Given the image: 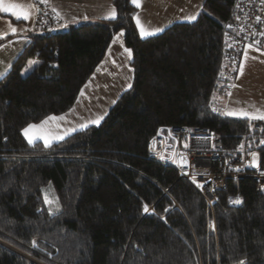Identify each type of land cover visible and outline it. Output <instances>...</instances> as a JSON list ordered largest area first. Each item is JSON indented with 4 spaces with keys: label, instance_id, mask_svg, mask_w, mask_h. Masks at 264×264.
<instances>
[{
    "label": "trees",
    "instance_id": "trees-1",
    "mask_svg": "<svg viewBox=\"0 0 264 264\" xmlns=\"http://www.w3.org/2000/svg\"><path fill=\"white\" fill-rule=\"evenodd\" d=\"M236 1L204 0L194 22L146 39L132 0H113L115 19L65 34L38 25L0 80V264H264V196L252 181H227L211 213L148 151L157 137L171 144L172 128L218 135L222 151L235 150L253 125L264 133V121L215 106L230 86L219 73ZM117 33L131 50L130 89L99 125L48 147L29 144L22 131L72 109ZM29 61L35 65L21 77ZM259 134L249 150L263 154ZM49 186L53 206L43 196ZM237 197L241 203L229 202Z\"/></svg>",
    "mask_w": 264,
    "mask_h": 264
},
{
    "label": "crops",
    "instance_id": "crops-1",
    "mask_svg": "<svg viewBox=\"0 0 264 264\" xmlns=\"http://www.w3.org/2000/svg\"><path fill=\"white\" fill-rule=\"evenodd\" d=\"M203 2L204 0H139V7L132 2L136 10L133 21L139 37L141 39L154 37L176 23L194 22ZM13 5L27 8L30 18L17 19L11 13L0 10V37H2L0 38V74H2L0 80L10 72L13 63L25 49L28 37L37 33L38 22L41 21V8L43 11L48 10L52 17L61 21V28L113 20L103 18L114 9L113 0H3L2 7ZM193 16H195L194 20L189 19ZM134 17L138 18L146 35L141 36L137 19ZM12 28L17 30L14 34L11 33ZM125 49L127 48L123 34H115L108 44L102 61L82 87L74 106L61 115L65 117V124H55V129L51 132L53 137L64 139L77 131L99 125L117 99L130 89L133 72L130 67L131 58ZM34 65V61H29L25 71L29 72ZM48 121H57V119ZM24 139L29 143L26 137ZM63 139L53 138L49 145ZM35 142L45 145L43 141H33Z\"/></svg>",
    "mask_w": 264,
    "mask_h": 264
},
{
    "label": "built area",
    "instance_id": "built-area-1",
    "mask_svg": "<svg viewBox=\"0 0 264 264\" xmlns=\"http://www.w3.org/2000/svg\"><path fill=\"white\" fill-rule=\"evenodd\" d=\"M41 21L44 30L61 29L62 22L50 16L48 10L41 8ZM223 67L219 73L222 81H234L237 68L246 47H252L264 54V0H237L234 16L224 33ZM253 134L241 138L240 145L231 151H222L220 137L209 132L188 133L182 128L168 130L172 141L168 144L163 137L151 140L149 154L155 160L171 165L178 177L189 183L203 198L207 208L213 213L218 205L217 193L224 190L231 180L239 186V181L250 180L257 194L264 196V153L258 149L249 150L248 139L257 135L254 141L264 146V133L258 125H253ZM189 139L190 149L182 150L181 141ZM194 145V146H193ZM194 147V148H193ZM255 154L258 167H250ZM239 169V171H237ZM209 232H214V220L208 222Z\"/></svg>",
    "mask_w": 264,
    "mask_h": 264
},
{
    "label": "rangeland",
    "instance_id": "rangeland-1",
    "mask_svg": "<svg viewBox=\"0 0 264 264\" xmlns=\"http://www.w3.org/2000/svg\"><path fill=\"white\" fill-rule=\"evenodd\" d=\"M26 68V67H25ZM241 68L243 69L241 71ZM29 73V72H28ZM25 69L21 73V77L28 75ZM215 106L221 110L223 114L232 118L249 119L241 115L242 112H248L256 114L264 113V54L252 47H246L243 51L241 61L239 62L236 77L230 84L227 92L224 95L217 96L215 99ZM228 113H235V115H229ZM57 121H47L43 125V130L30 129L28 135L33 138V141H43V139L37 138L43 134V132H53L55 124L64 125L65 117L60 116ZM249 120H264V119H249ZM56 122V123H55ZM41 125L38 124L37 126ZM26 129V128H25ZM70 133V132H69ZM24 137V131H22ZM27 138V137H26ZM28 139V138H27ZM188 138L182 141V150L190 149ZM194 146V145H193ZM194 148V147H193ZM253 160V158H252ZM257 162V158H256ZM253 163V161H252ZM258 163V162H257ZM51 186L43 191V196L48 198L49 192H51ZM53 198L48 200L50 206L55 205ZM57 210V208H56ZM55 209L49 210L51 214L55 213ZM35 244V242H34ZM15 253H18L14 251ZM19 254V253H18ZM21 255V254H20ZM24 258H27L24 255ZM29 259V258H27Z\"/></svg>",
    "mask_w": 264,
    "mask_h": 264
},
{
    "label": "snow or ice",
    "instance_id": "snow-or-ice-1",
    "mask_svg": "<svg viewBox=\"0 0 264 264\" xmlns=\"http://www.w3.org/2000/svg\"><path fill=\"white\" fill-rule=\"evenodd\" d=\"M132 2L134 4H136L137 7H139V0H132ZM3 5V0H0V10H3L5 12H9L11 13L12 15L16 16L17 19H29L30 18V12L27 8H24L22 6H17V5H13L12 7H2ZM104 19H115L116 18V11L115 9H113L110 13H108L107 15H105L103 17ZM134 19H137V27L140 28V32H141V36H144L146 35V32L144 31V29L141 27V25L139 24V21H138V18L137 17H134ZM189 19H195V16L193 17H190ZM17 30L15 28H12L11 29V33L14 34ZM2 38V37H0ZM125 51H127L129 53V58H131V50L130 49H125ZM243 69L241 68V71ZM2 75V74H0ZM229 115H235V113H228ZM242 116L244 117H247L249 119H264V113H259L257 112L256 114H253V113H248V112H242L241 113ZM56 119H62L61 118H57V117H49L47 118L46 121H42L41 122V125L37 126V125H29L26 129H24V134L25 136L28 138L29 140V143H33V138L30 137L28 135L29 133V130L30 129H38V130H43V125L45 123H47L48 120H56ZM37 138H40V139H43V142L45 144V147H48L50 142H51V139L55 138V139H63V137H53L52 134L50 132H43V134ZM264 143V142H262ZM250 167H258V163L256 162V156L255 154H253V163L249 165ZM237 171H239V169H237ZM230 203H236V204H239L241 203V200L237 197L235 200H232L230 198ZM45 203H51L47 196H45ZM144 211L145 212H148L149 209L147 208V206H145L144 208ZM241 264H244V262L242 261Z\"/></svg>",
    "mask_w": 264,
    "mask_h": 264
},
{
    "label": "water",
    "instance_id": "water-1",
    "mask_svg": "<svg viewBox=\"0 0 264 264\" xmlns=\"http://www.w3.org/2000/svg\"><path fill=\"white\" fill-rule=\"evenodd\" d=\"M68 31H69L68 28H61L58 30V33L59 34H65V33H68Z\"/></svg>",
    "mask_w": 264,
    "mask_h": 264
}]
</instances>
